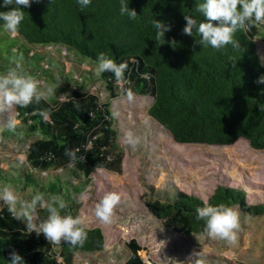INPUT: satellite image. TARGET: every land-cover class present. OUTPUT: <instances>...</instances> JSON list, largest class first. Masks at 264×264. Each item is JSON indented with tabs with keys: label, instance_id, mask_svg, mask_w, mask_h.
I'll use <instances>...</instances> for the list:
<instances>
[{
	"label": "trees",
	"instance_id": "16d2710c",
	"mask_svg": "<svg viewBox=\"0 0 264 264\" xmlns=\"http://www.w3.org/2000/svg\"><path fill=\"white\" fill-rule=\"evenodd\" d=\"M196 3L198 0H130L129 7L138 14L130 20L120 15V0H92L83 11L76 0H38L24 9L25 19L16 38H8L0 26V73L19 62L34 77L41 73L47 77V69L40 65L50 61L34 51L37 47L64 50L94 66L100 52L114 56L117 62H128L126 84H117L110 72L97 76L107 94L104 101L85 86L86 77L83 82L66 77L58 84L49 75L47 87L54 90L47 101L16 106L20 124L15 131H0V140L23 142L24 160H15L6 170L0 168V187L11 185L28 200L36 192L45 193L46 199L60 195L66 202L61 214L79 215V197L91 186L93 172L121 173L123 152L110 101L126 97L122 88L153 100L148 115L176 144L229 147L242 139L253 149L264 150V84L256 82L264 75V66L255 43L259 39L264 44V24L237 32L239 48L229 45L217 51L202 47L195 43L199 38L195 33L183 34L185 14L204 20L195 11ZM153 18L172 25L165 39L175 40V48L154 40L149 23ZM65 149L78 150L72 167ZM245 196L239 189L217 186L206 201L174 191L162 200H147L145 206L174 234L204 236V223L195 218L197 206L225 203L238 205L246 215H263L264 205H248ZM38 213L41 219L48 215L46 209H38ZM24 229L0 201V264H7L12 251L27 264H74L77 256L104 252L100 228H86L88 238L83 246L63 241L52 244L43 235ZM124 249L122 264H146L136 240L124 244Z\"/></svg>",
	"mask_w": 264,
	"mask_h": 264
},
{
	"label": "rangeland",
	"instance_id": "374dc122",
	"mask_svg": "<svg viewBox=\"0 0 264 264\" xmlns=\"http://www.w3.org/2000/svg\"><path fill=\"white\" fill-rule=\"evenodd\" d=\"M5 34L16 38L7 31ZM255 43L264 66V44L259 39ZM34 51L50 61L40 66L58 84L64 83L66 77L78 82L86 77L85 86L106 100L107 94L95 74L96 66L52 47H37ZM48 76L41 73L37 77L42 89L51 82ZM152 101L141 96H134L131 101L127 97L110 101L112 114H116L112 117L118 131L117 142L123 152L121 173L96 170L91 186L79 197V216L85 219V228L101 229L104 252L77 256L74 264H122L124 244L131 240L141 245L140 255L146 264H189L193 252H201V264H264V214L246 215L233 205L240 212V229L237 242L229 245L207 235H176L148 212L145 203L151 198L162 200L175 191L206 201L217 186L241 190L248 205H264V150L253 149L242 139L229 147L176 144L170 133L148 115ZM15 108L16 105L0 108V131L6 129L9 118H16ZM129 131L140 137L135 149L124 142ZM23 148V142L13 138L0 140V168L6 170L15 160L23 161ZM164 173L167 176L161 182ZM113 191L120 194L121 201L112 223L104 224L95 218L94 208Z\"/></svg>",
	"mask_w": 264,
	"mask_h": 264
},
{
	"label": "clouds",
	"instance_id": "9594fccd",
	"mask_svg": "<svg viewBox=\"0 0 264 264\" xmlns=\"http://www.w3.org/2000/svg\"><path fill=\"white\" fill-rule=\"evenodd\" d=\"M33 2L38 0H0V26L4 30L17 35L20 26L25 19V8H30ZM130 0H120L119 13L135 20L138 16L135 9L129 7ZM76 4L83 11L87 9L92 0H76ZM23 6V7H22ZM195 11L204 17L197 19L193 15L185 14L186 24L183 34L199 37L195 43L202 47H211L217 51L231 45L239 48L240 43L235 39L239 31H247L254 24H264V0H198ZM154 29V40L158 45L170 43L176 47V41H166L165 34L171 31L172 25L162 20L151 19L149 21ZM22 59V57H21ZM128 62H117L114 56L105 52L98 53L96 57V76L105 72L114 75L117 84H126L125 71ZM264 84V75L257 81ZM53 87L41 88V82L33 75L25 72L19 62L6 72L0 73V108H10L14 105L27 107L28 105L47 101L53 92ZM264 93V89L261 90ZM121 94L129 101L134 98L131 88H122ZM47 118L46 113H41ZM113 115H116L115 113ZM20 121L14 117L8 119L5 127L15 131ZM124 142L133 149L140 143V137L131 131L127 132ZM78 150L65 149V155L69 157V167L74 166ZM167 174L161 175V182ZM0 201L7 206V211L13 218L22 222L29 234L43 235L46 241L52 244L65 242L70 246H83L88 238L85 228V219L79 215H62L61 210L66 208V202L60 195H52L47 199L45 193L36 192L30 200L23 199L11 185L0 187ZM121 196L117 192L104 195L95 205L94 216L104 224H110L114 218L116 207L120 204ZM38 209H46L48 215L41 219ZM197 221H203L204 232L208 237L226 241L229 245L238 240L240 229V212L238 209L219 203L216 205L206 203L195 209ZM10 260L7 264H27V261L18 252L9 253ZM189 264H201V252H193L189 258Z\"/></svg>",
	"mask_w": 264,
	"mask_h": 264
}]
</instances>
